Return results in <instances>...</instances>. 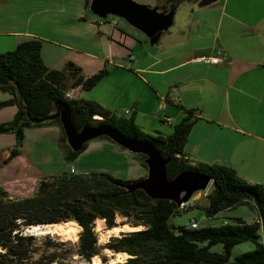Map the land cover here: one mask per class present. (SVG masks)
I'll return each instance as SVG.
<instances>
[{"label": "trees", "instance_id": "16d2710c", "mask_svg": "<svg viewBox=\"0 0 264 264\" xmlns=\"http://www.w3.org/2000/svg\"><path fill=\"white\" fill-rule=\"evenodd\" d=\"M85 2L89 8L91 0ZM198 2L163 0L162 6L156 8L168 12L185 3ZM42 44L36 38L19 44L13 51L0 53V90L11 96L4 105L18 107L13 121L0 124V135L15 133L21 142L26 128L56 124L62 131L65 159L74 162L88 144L82 151L74 152L67 144L60 119L42 124L27 119V111L34 118H42L51 114L56 102H62L72 110L78 130L84 125H110L127 137L153 145L164 158L170 159V179L184 171L205 173L213 180L212 191L206 205L178 209L174 202L152 200L142 190L128 193L122 185L129 182L104 172L49 175L38 182L28 197L14 198L7 191H0V264H93L96 257L101 260L99 264H264V185L248 183L232 168L190 164L184 148L197 120L192 111L171 135L145 133L134 117H123L94 101L67 98V93L78 87L82 92L91 91L110 72L104 68L86 77L74 63H68L62 71L49 69L42 58ZM101 139L112 141L107 137ZM135 155L148 170L145 156ZM243 205L257 215L254 223L235 218L220 226L191 229L176 228L171 222L191 208L203 211L207 219H215L221 212ZM97 220L104 221L109 230L126 224L139 230L121 233L101 245ZM69 222L81 228L75 244L62 241L59 236L28 233L37 226ZM245 242H252L254 250L232 260L234 247ZM218 245L222 246L221 252L213 251ZM107 250L128 256L122 262L112 263Z\"/></svg>", "mask_w": 264, "mask_h": 264}, {"label": "crops", "instance_id": "0c3cea01", "mask_svg": "<svg viewBox=\"0 0 264 264\" xmlns=\"http://www.w3.org/2000/svg\"><path fill=\"white\" fill-rule=\"evenodd\" d=\"M155 1L160 3L156 7L162 6L161 0ZM180 10L179 20L150 46L146 36L133 33L130 26L119 21L114 26L110 20L99 24V17H89L85 0H0V53L37 38L43 42L42 58L49 69L62 71L74 63L89 77L107 68L110 73L102 80L109 84L107 96L121 89L125 99V109L115 112L134 117L145 133L167 136L192 111L197 120L184 148L190 164L232 168L248 183L264 185V0H221L204 9L185 3L176 14ZM70 16L73 23L91 27L103 52L84 48L85 34L64 32L63 18ZM20 22L30 27L10 29ZM32 23L39 28L32 29ZM47 28L83 45L52 44L42 33ZM210 57L225 62L205 64L203 58ZM170 91L179 104L163 107L162 97ZM86 95L81 91L79 98L86 100ZM10 99L0 90V124L12 121L18 112L16 105H4ZM89 101L109 110L104 99ZM155 122L163 124L153 129ZM103 146L123 155L130 152L109 140ZM147 175L148 170L142 171L139 178Z\"/></svg>", "mask_w": 264, "mask_h": 264}, {"label": "rangeland", "instance_id": "374dc122", "mask_svg": "<svg viewBox=\"0 0 264 264\" xmlns=\"http://www.w3.org/2000/svg\"><path fill=\"white\" fill-rule=\"evenodd\" d=\"M135 1L146 4L140 2V0ZM161 1L163 2V0ZM159 4V1L156 2L154 0L149 2L147 5L156 7L155 5ZM93 16V13L89 11V17ZM180 17L181 10L175 15V20H179ZM70 18L71 16L63 18L62 25L64 27L62 28L64 32H66V34L67 32L85 34L87 40L84 42L83 47L96 53L103 52L105 47L102 46L101 41L97 40V37L94 36L91 27L84 23H73ZM111 18H113V16L108 17V19ZM118 21L124 26H130L121 18H118ZM70 26L74 27L72 28ZM29 27L30 26L27 22H20L10 29L23 31L27 30ZM31 27L32 29L39 28V26L36 24H33ZM129 28L133 33L141 34L136 29L131 28V26ZM76 29L77 31H75ZM46 31H42V33H44L48 39H53L52 44H57L60 46L67 44L80 47L83 45V42H78L74 38L71 39L65 34L60 35L58 31H49V28H47ZM2 38L8 37L5 36ZM45 41L48 42V40ZM108 87L109 84L106 81L103 83L101 81L95 88L88 92V95H86V100H92V97H99L108 103L110 111H120L121 108L119 107H122L125 103V99L121 98L122 90L120 89L112 95L107 96L106 89ZM126 102H128V100H126ZM123 109H125L124 106ZM160 124H163V122H160ZM160 124L159 122H155V124L151 126L156 127L153 129H157L161 127ZM54 126L58 125L51 124L44 125L42 128H26L24 139L21 142L18 141L17 135L15 133H4L0 135V191H8L14 197H28V195H32L38 182L42 178L53 174H61L63 172L74 175H88L94 172H105L110 174L111 172L113 173V177L116 176L115 178L127 182L141 180L143 178H139L140 172H147V169L142 167L135 154L125 151L127 152L126 154L129 155H123L106 150V148L103 146L104 142H107L106 139H97L91 141L88 143L86 150L83 151L74 162H68L65 159V149L61 146V128L58 126L57 130H52L51 128H54ZM152 133L156 134V132ZM211 191L212 185L209 186L206 192L196 193L194 195L197 200L195 205H206L207 196L211 193ZM256 217L257 215L255 212H253V210H251L246 205L239 206L232 210L223 211L212 220H208L205 216V213L200 209L191 208L187 212L182 211L179 216L173 217L171 222L173 226L177 228L181 226H190L191 221L195 220L199 223L200 227H204L220 226L226 221H230L235 218H241L245 222L252 224L256 221ZM57 225L59 226H37L31 230H28V233H33L39 236H59L62 241H70L74 244L78 242L81 228L76 223L69 222ZM136 230L139 229L131 227L128 224L109 230L107 229L104 221L97 220L96 222V231L98 232L99 242L101 245L108 243L111 237L120 236L121 233ZM254 248L255 246L252 242H245L237 245L232 251L231 259L233 260L239 255L250 252L254 250ZM221 250V245L215 246L213 248V251L215 252H221ZM106 254L109 256L112 263L122 262L127 258V256H113V254L108 250L106 251ZM99 263H101L100 258H94L93 264Z\"/></svg>", "mask_w": 264, "mask_h": 264}, {"label": "water", "instance_id": "95a60500", "mask_svg": "<svg viewBox=\"0 0 264 264\" xmlns=\"http://www.w3.org/2000/svg\"><path fill=\"white\" fill-rule=\"evenodd\" d=\"M219 1L221 0H199L196 8L204 9ZM89 8L95 16L102 19L109 16L123 19L132 28L144 34L150 46L157 45L175 23L176 10L164 12L135 0H91ZM27 119L33 124L60 119L67 144L74 152L82 151L84 145L91 141L107 137L133 154L144 155L148 175L144 179L122 185L128 193L142 190L152 200L172 201L180 209L189 203L196 193L207 191L213 183L211 176L194 171H184L170 179L167 172L170 159L164 158L153 145L127 137L110 125H84L78 130L72 110L65 103L56 102L51 114L42 118H34L27 111Z\"/></svg>", "mask_w": 264, "mask_h": 264}, {"label": "built area", "instance_id": "2783aa9c", "mask_svg": "<svg viewBox=\"0 0 264 264\" xmlns=\"http://www.w3.org/2000/svg\"><path fill=\"white\" fill-rule=\"evenodd\" d=\"M110 20V21H109ZM109 21L112 25L117 26L118 25V18L117 17H113L112 19H102L99 18V24H104L105 22ZM203 62L207 65H213V66H219L221 64H224V58L221 57H210V58H203ZM81 92V87H78L70 92L67 93V98H77L79 97ZM163 100V107H166L169 104H179V99L176 97L174 91H170L168 92L166 95H164L162 97ZM129 113V111L127 110V114ZM96 119H98L99 117H95ZM164 121L168 124H172V119L166 117L164 119ZM196 197L193 196V198L191 199V201L185 205H183L182 207H187V206H193L194 204H196ZM191 229H199L201 228L199 223L195 220L191 221L190 226ZM262 243H264V235L262 234Z\"/></svg>", "mask_w": 264, "mask_h": 264}, {"label": "bare ground", "instance_id": "6f19581e", "mask_svg": "<svg viewBox=\"0 0 264 264\" xmlns=\"http://www.w3.org/2000/svg\"><path fill=\"white\" fill-rule=\"evenodd\" d=\"M47 226V225H46ZM49 226H59V225H57V224H54V225H49ZM49 226H47V227H49ZM67 226V225H66ZM63 227V226H62ZM65 227V226H64ZM54 228V227H53ZM40 229V228H39ZM110 253H112V251L110 252ZM113 254V256H117V257H123V256H128L127 254H125V253H119V254H114V253H112Z\"/></svg>", "mask_w": 264, "mask_h": 264}]
</instances>
